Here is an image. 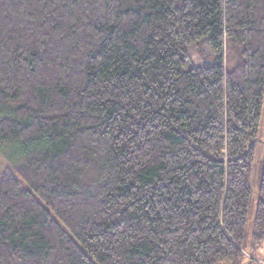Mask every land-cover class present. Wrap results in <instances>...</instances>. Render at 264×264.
Instances as JSON below:
<instances>
[{"label":"trees","instance_id":"1","mask_svg":"<svg viewBox=\"0 0 264 264\" xmlns=\"http://www.w3.org/2000/svg\"><path fill=\"white\" fill-rule=\"evenodd\" d=\"M263 106L264 0H0V264H241Z\"/></svg>","mask_w":264,"mask_h":264},{"label":"rangeland","instance_id":"2","mask_svg":"<svg viewBox=\"0 0 264 264\" xmlns=\"http://www.w3.org/2000/svg\"><path fill=\"white\" fill-rule=\"evenodd\" d=\"M199 49L201 53L203 54V57H209V50L206 47V44L203 43V45L199 46ZM256 157H255V166L253 171V178H252V191H253V203L251 207L250 217H251V223L249 225L250 232L252 233V229L254 227V217L256 213V208L258 201L260 199V193H259V187L261 182V175L263 172V164H264V106L262 111V117H261V123H260V131L259 135L256 141ZM13 153V150L11 147H3V149L0 152V156L6 158ZM6 157V158H5ZM0 157V173L3 172V170L6 167V161ZM251 233L246 239L245 243V251H244V257L242 258L241 264H264V243L260 244L256 249L255 252H253L252 249V236ZM222 264H231L230 262H224Z\"/></svg>","mask_w":264,"mask_h":264}]
</instances>
